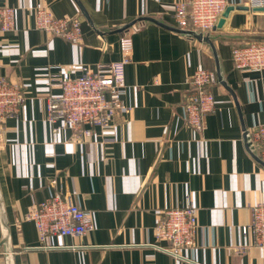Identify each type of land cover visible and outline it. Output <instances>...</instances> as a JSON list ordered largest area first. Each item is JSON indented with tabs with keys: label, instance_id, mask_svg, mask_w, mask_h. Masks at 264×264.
Here are the masks:
<instances>
[{
	"label": "crops",
	"instance_id": "0c3cea01",
	"mask_svg": "<svg viewBox=\"0 0 264 264\" xmlns=\"http://www.w3.org/2000/svg\"><path fill=\"white\" fill-rule=\"evenodd\" d=\"M179 1L187 0H0L16 9L15 29L0 33V71L25 94L19 114L0 126V264H264V250L242 232L251 207L264 204V162L244 137V129L264 122V69H238L231 59L234 46L264 41V9L229 0L248 8L231 10L208 33L211 44L145 18L177 28ZM40 7L78 18L80 42L38 29ZM124 35L133 40L123 97L131 109L89 138L71 128L53 131L45 105L60 89L50 77L121 60ZM200 67L222 79L211 87L215 107L203 131L186 123L183 108ZM60 190L91 212L93 228L39 246L27 215ZM188 197L199 228L183 259L158 247L168 242L154 227Z\"/></svg>",
	"mask_w": 264,
	"mask_h": 264
},
{
	"label": "built area",
	"instance_id": "2783aa9c",
	"mask_svg": "<svg viewBox=\"0 0 264 264\" xmlns=\"http://www.w3.org/2000/svg\"><path fill=\"white\" fill-rule=\"evenodd\" d=\"M229 0H187L175 4L176 27L206 35L221 18ZM251 7H264V0H247ZM38 29L63 37L72 43L82 39L81 23L76 17H58L44 7L35 9ZM16 9L12 5L0 6V33L15 29ZM122 58L119 61L98 62L93 67L84 65L76 77L52 75L49 84L60 93L49 97L45 105L46 120L53 131L71 128L89 138L94 127L111 129L118 111H129L123 97L128 85L124 79V66L131 59L133 40L130 35L120 40ZM231 59L238 69H264V41L254 40L234 46ZM215 71L200 67L189 79L190 93L186 98L184 118L188 125L203 131L206 116L214 110L215 98L211 87L217 83ZM25 104L23 84L0 71V126L9 116H17ZM251 150L264 162V122L248 130ZM197 206L188 197L183 206L163 211L154 227L158 240L167 246L159 248L176 258H187L183 249H194L197 231ZM34 221L39 235V246L53 247L51 239L59 236H82L93 228L92 214L81 207L68 190L55 191L47 198L35 202L27 215ZM244 235L251 236V245L264 250V204L251 207L250 221L242 226ZM1 253V244H0Z\"/></svg>",
	"mask_w": 264,
	"mask_h": 264
},
{
	"label": "water",
	"instance_id": "95a60500",
	"mask_svg": "<svg viewBox=\"0 0 264 264\" xmlns=\"http://www.w3.org/2000/svg\"><path fill=\"white\" fill-rule=\"evenodd\" d=\"M247 8H248V6H245V5H237V6L229 5V6H227L225 8V10H224L221 18L219 19L217 25L214 27V29H216L217 27H221L223 25L225 18L229 15V13H230L231 10H233V9H247ZM255 8L264 9V7H255ZM145 18L150 19V20H153V21H155V22H157V23H159V24H161V25H163L165 27H168V28L173 29V30H176V31H181V32H185V33H191L194 36H196L198 39H203V40L208 41V42H210L212 44V40H211V38H210V36L208 34L203 35L201 33H196L194 31L183 30V29L175 28V27H172V26L164 25V24L158 22L156 19H153V18H150V17L149 18L148 17H145ZM130 25L131 24L126 25L125 27H123V29L127 28ZM217 77H218L219 81H222L219 72L217 74ZM244 137L246 139L247 146L249 147L251 145V143H250L248 131L246 129H244ZM250 148L251 147H249V150L251 151ZM254 156H255V154H254Z\"/></svg>",
	"mask_w": 264,
	"mask_h": 264
}]
</instances>
